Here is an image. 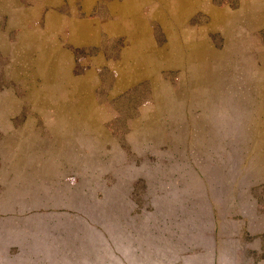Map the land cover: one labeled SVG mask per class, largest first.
Masks as SVG:
<instances>
[{
    "label": "rangeland",
    "instance_id": "obj_1",
    "mask_svg": "<svg viewBox=\"0 0 264 264\" xmlns=\"http://www.w3.org/2000/svg\"><path fill=\"white\" fill-rule=\"evenodd\" d=\"M121 1L99 0L91 14L98 46L72 45L67 29L59 36L73 83L68 71L55 81L46 47L18 49L21 30L2 31L0 264H264V54L250 58L264 50V31L242 39L208 27L204 5L235 9L237 0H200L178 48L149 15L159 61L137 73L147 47L127 60L130 38L105 28ZM176 2H165L174 22ZM87 31L76 41L92 39ZM201 40L218 56L199 57ZM238 41H249L244 62ZM63 80L66 97L37 94Z\"/></svg>",
    "mask_w": 264,
    "mask_h": 264
},
{
    "label": "crops",
    "instance_id": "obj_2",
    "mask_svg": "<svg viewBox=\"0 0 264 264\" xmlns=\"http://www.w3.org/2000/svg\"><path fill=\"white\" fill-rule=\"evenodd\" d=\"M98 1L99 0H0V24L3 23L5 17H7V19L5 20L7 26L0 25V40L1 38H3L1 37L2 31L21 30V36L18 38V42L15 43L18 49L20 42L24 46L26 44L30 45V47L36 46V50L38 52L42 50L41 48L44 49V47H46V53L48 54L49 59L58 62V68L56 71L58 76H56L55 81L58 82L61 79V76L63 74L62 70L64 69L63 67H66L69 78H72L70 76V66L67 65V63H69L68 54L58 52L60 51L58 48L61 45V43L59 42V36L62 35L63 30L67 29L69 34V42L72 45L86 47L98 46L100 40V22L99 20L90 17L94 9L96 8ZM167 1L169 0H122L121 2L113 3L110 7L112 15L116 16L117 14L119 17L117 18V20L115 19L107 24L105 28L106 31L111 34L123 31L125 36L130 38L129 40H131L132 48L131 52H129L130 55L127 54V60L131 59V53L135 52V49H137L136 45L147 47L146 51H141L146 56V58L139 59L141 61L140 66H138L139 69H142L141 66H143V64H145L146 69H150L151 64L154 66L153 60L158 62L156 58L158 57L157 55L159 48H157V43L155 39H153V35L150 33L148 25L146 24L149 15L156 18L162 25H165V28L168 31L172 33L174 32V35L172 34L170 41H175L173 39L178 38V40L176 41L179 45H176V47H180L181 35L178 32L181 31L182 26H184L187 16L181 23L174 22L173 19H171V15L169 14L171 10L170 7H165V2ZM179 1L180 0H177L176 2L174 9L175 12L180 11L181 9H183L182 6L184 7L185 5H187V15L194 14L195 8L200 3V0H191L186 2L184 1L185 4L183 3V5L179 7ZM159 3L161 7H164L167 11L159 9ZM204 6L210 16V22L207 25L208 27H219L221 29H226V31L223 33H230V35H232L233 37L235 36V34H233L234 31L242 32V39L244 33H246V35L248 36L251 34L253 35L255 32L264 31V0H237V8L235 9H213L210 8V6L207 4ZM147 8H149V13L146 14L145 10ZM25 11H27L26 14L28 17L26 19L23 18ZM66 11L71 12V15L66 16L64 14V12ZM78 12L84 15L85 18L78 19ZM124 12L126 16H123ZM133 12L135 13V15L131 17V13ZM159 12L160 14H164L166 19H164V17H159ZM179 16V12H176L175 17L177 20L180 19ZM212 16H214L215 18L212 19ZM133 21L137 22L136 25L133 24ZM88 28L92 31L93 38L80 43L75 41L77 39L76 31L83 30V32L85 31L86 33L88 32ZM137 28L139 30V33L140 31H144L145 33H147L142 34V38H140L139 36H134L135 32L138 33V30L136 31L133 29ZM240 42L241 41H238L240 51L238 50L239 54L238 51H236V57L237 59L239 58V61L244 62L245 59L243 58V56H245V50L242 46L249 45V41L243 42L244 44L242 43V45L240 44ZM201 43H203V45L201 46V48H203H200V51H198L200 52V54H198L199 57L204 58L208 55L218 56V53L215 52L219 51H211L210 47H208L209 45H206L205 40H201ZM133 44H135V46ZM182 44L184 45L183 42ZM193 45L197 47L196 42H193ZM4 46L5 45H2L1 47L4 48ZM250 46L256 47L257 44L256 42H254V40H251ZM51 52H53V55H50ZM28 54H36V51L35 53L33 52V54L31 51L27 52V55ZM54 54H56L55 57ZM263 54L264 50H261L260 52L258 50L256 52L252 50L250 58L252 60H255L258 58V56ZM125 59L124 65H126V63L128 62ZM136 66L137 65H135V67ZM131 70L132 67L127 70L129 73L128 75H131ZM156 70L157 71L153 74V76L152 74H150L146 75L144 78L156 79V73L159 72V66L156 68ZM54 84L56 85L59 83H52L51 85ZM48 87H44L43 85L41 89H47ZM39 92L40 89L38 90V94ZM40 95H42V98H44L45 100L51 99L48 94Z\"/></svg>",
    "mask_w": 264,
    "mask_h": 264
},
{
    "label": "bare ground",
    "instance_id": "obj_3",
    "mask_svg": "<svg viewBox=\"0 0 264 264\" xmlns=\"http://www.w3.org/2000/svg\"><path fill=\"white\" fill-rule=\"evenodd\" d=\"M185 0H180L179 1V7H181L182 5H183V3L185 4V2H184ZM75 3V2H74ZM170 3V2H169ZM67 5V4H66ZM169 5V4H168ZM182 8L183 9H181L180 11H176V12H179V15H181V17H180V19H182L183 17H185L186 15H187V10H188V7H187V5H185L184 7L182 6ZM179 9V8H178ZM177 9V10H178ZM123 16H126V14H125V12H124V15ZM175 16V15H174ZM173 17V16H172ZM63 19V18H62ZM174 21V20H173ZM178 22H181L180 20H177ZM80 29V28H79ZM81 29H82V27H81ZM89 29V28H88ZM86 30V29H85ZM83 31V30H82ZM85 32V31H84ZM134 33V32H133ZM136 33V32H135ZM141 33V32H140ZM79 34V33H78ZM72 36V35H71ZM90 36V35H89ZM135 36H138V34L137 35H135ZM139 36H141V34L139 35ZM77 40V39H76ZM75 40V41H76ZM175 40V39H174ZM82 41V40H81ZM176 41V40H175ZM177 42V41H176ZM80 43V42H79ZM137 44V43H136ZM144 44V43H143ZM177 45V44H176ZM141 46V45H140ZM191 48V47H190ZM140 51V50H139ZM159 51V50H158ZM193 51H195V50H193ZM132 53H134V52H132ZM140 53V52H139ZM159 55V54H158ZM161 55V54H160ZM46 56H48V54H46ZM55 56V55H54ZM100 56V55H99ZM139 55H137V57H138ZM42 57V56H41ZM142 57V56H141ZM159 57V56H158ZM157 57V58H158ZM135 59H136V57H134ZM48 59V58H47ZM57 59V58H56ZM50 60V59H49ZM48 60V61H49ZM66 60V59H65ZM139 60V59H138ZM15 61V60H14ZM133 61V60H132ZM145 61V60H144ZM159 61V60H158ZM51 62V61H50ZM50 62H48V63H50ZM57 62V61H56ZM138 62V61H137ZM29 63H31V62H29ZM28 64V63H27ZM37 64H38V66H39V64H40V61H38L37 62ZM136 64V63H135ZM29 65V64H28ZM30 66V65H29ZM47 66V65H46ZM63 66V65H62ZM140 66V65H139ZM155 66V65H154ZM26 67H28V66H26ZM49 68L51 67V65H49L48 66ZM143 67V66H142ZM153 67V66H152ZM22 68H24V67H22ZM28 68H30V67H28ZM46 68V67H45ZM44 68V69H45ZM55 67H53V69H54ZM64 68V67H63ZM144 68V67H143ZM142 68V69H143ZM27 69V68H26ZM51 69V68H50ZM126 69V68H125ZM29 70V69H28ZM41 70V69H40ZM21 71V70H20ZM20 71H18V72H20ZM47 71H48V69H47ZM53 71H55V70H53ZM127 71V70H126ZM153 71V70H152ZM154 71H156V70H154ZM67 72V69L66 68H64L63 70H62V73H63V76H65L64 75V73H66ZM123 72V71H122ZM136 72L137 73H141V69H139V67L137 68V70H136ZM149 72H151V70L149 71ZM42 73V72H41ZM55 73V72H54ZM124 73V72H123ZM133 73V72H132ZM53 74V73H52ZM33 75H37V74H33ZM39 75V74H38ZM41 75V74H40ZM48 75V74H47ZM20 77V76H19ZM67 76H65L64 78H66ZM91 76L90 75H88V78H90ZM39 78H40V76H39ZM50 78V77H49ZM53 78V77H52ZM86 78V77H85ZM137 78V75L136 76H131V77H129V78H124V77H122V80H123V82L124 83H126L127 84V82H134V80L132 81V79H136ZM141 78V77H140ZM138 79V78H137ZM26 80V79H25ZM27 81V80H26ZM68 81H72V83L74 82L73 80H71V78H68ZM85 81H86V79H82L81 81L80 80H78L77 82H75V84H77V83H79L81 86H83V88H85L84 89V91H86V95H85V97H88V91H89V88H90V86L88 85V84H86L85 83ZM50 82V81H49ZM60 82V81H59ZM26 83V82H25ZM28 83V82H27ZM55 83V82H54ZM66 83V84H65ZM131 83H130V85H131ZM84 85H86V86H84ZM49 85H47V86H45V87H48ZM31 87V86H30ZM65 87H67V82L66 81H62V83L60 84H54V85H51V86H49L47 89H40V92H39V94L38 95H40V94H48V95H53V94H60V96H64V97H66V95L65 94H67V92H68V90H66V88ZM72 90V89H71ZM73 90H75V87L73 88ZM34 91V90H33ZM80 93V92H79ZM80 95V94H79ZM78 95V96H79ZM91 100V99H90ZM82 102V101H81ZM79 104V103H78ZM80 106V105H79ZM89 107L91 106V105H88ZM81 107V106H80ZM78 109H79V107H78ZM77 109V110H78ZM85 109V108H84ZM87 110V109H86ZM80 111H81V109H80ZM76 113V112H75ZM87 113H88V111H87ZM76 115V114H75ZM87 115V114H86ZM83 116V115H82ZM74 117V116H73ZM77 119V118H76ZM61 120V119H60ZM71 121H73V120H71ZM64 122V121H63ZM153 128V127H152ZM157 128V127H156ZM98 130V129H97ZM98 132H99V130H98ZM167 137V136H166ZM217 137V136H216Z\"/></svg>",
    "mask_w": 264,
    "mask_h": 264
}]
</instances>
